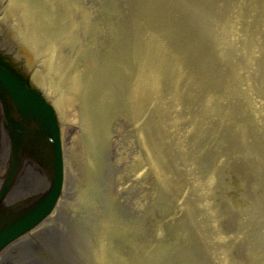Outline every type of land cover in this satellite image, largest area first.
Instances as JSON below:
<instances>
[{
    "label": "rangeland",
    "instance_id": "1",
    "mask_svg": "<svg viewBox=\"0 0 264 264\" xmlns=\"http://www.w3.org/2000/svg\"><path fill=\"white\" fill-rule=\"evenodd\" d=\"M50 4L31 38L61 118L66 235L39 249L57 264H264V0ZM73 37L94 51L97 75L106 62L119 71L89 194L80 114L60 106L65 67L84 68Z\"/></svg>",
    "mask_w": 264,
    "mask_h": 264
},
{
    "label": "water",
    "instance_id": "2",
    "mask_svg": "<svg viewBox=\"0 0 264 264\" xmlns=\"http://www.w3.org/2000/svg\"><path fill=\"white\" fill-rule=\"evenodd\" d=\"M30 78L16 56V49L0 45V98L10 144L0 198L25 158L40 164L51 176L49 196L44 197L45 193L42 195L44 198L40 197L26 209L16 212L3 213L0 209V247L43 218L61 187L62 160L56 111L43 92L31 85ZM4 226L7 228L1 230Z\"/></svg>",
    "mask_w": 264,
    "mask_h": 264
},
{
    "label": "bare ground",
    "instance_id": "3",
    "mask_svg": "<svg viewBox=\"0 0 264 264\" xmlns=\"http://www.w3.org/2000/svg\"><path fill=\"white\" fill-rule=\"evenodd\" d=\"M9 9H11V12L16 11L17 13L13 16L16 23L13 20L10 21L11 25L14 27V36L18 39L21 38L20 40L27 43L31 50L34 51L36 47L35 41L30 37L33 36L35 30V19L42 18L50 24V16L53 14V11L50 10L52 9L50 0H10ZM36 14L38 15L36 16ZM84 22L85 26L89 29H93L95 27L94 23L89 22L86 17L84 18ZM16 24L18 26H16ZM49 24H47V26ZM53 28V30H56V26H54V24ZM74 44L76 45L75 52L77 56L83 60L82 65L84 66L82 67L84 68L82 71L80 64L77 65L74 63L73 58L71 59V62L67 64L63 79L66 90L63 95V102L61 103L58 100V103H61L60 106L62 105L63 108L66 107L67 111L70 109L69 102L76 103L77 105L76 109L80 114V123L83 124V136L88 145H86L88 149L84 163L86 168L88 162L84 192L85 194H89L90 187H93L94 184L93 176L95 174L94 170H96L95 156L97 154L98 147L109 139V130L111 127L110 121L112 119L110 101L113 102L114 99L112 97H115L117 94L116 89L118 86L117 81L119 71L112 62H106L101 74L97 75V72L95 71V69H97V60L94 51H92L86 43L80 42L77 38H75ZM56 52L57 48L55 46H51L49 50H47V57L48 53L49 56L53 54L57 55ZM35 74H37V71H35ZM64 150L66 151L65 146ZM65 165L68 166L67 163ZM32 167L35 168V166ZM71 171L72 173H69L70 179H75L74 169ZM133 177H129L127 182L129 186V181L130 179L133 181ZM43 178L44 174L42 175V179ZM81 178L84 179L82 175ZM56 222V215H52L40 227L32 231V234H39V231L44 230L50 226V224L53 225ZM143 259L144 258L141 260ZM103 262L104 264H110L107 261ZM115 264H126V261L120 256Z\"/></svg>",
    "mask_w": 264,
    "mask_h": 264
}]
</instances>
